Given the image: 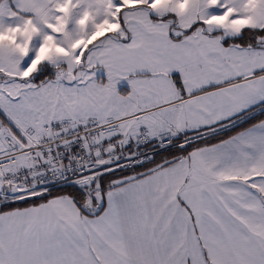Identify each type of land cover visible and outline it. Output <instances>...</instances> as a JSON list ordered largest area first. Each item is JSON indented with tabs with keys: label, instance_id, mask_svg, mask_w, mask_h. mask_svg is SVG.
Wrapping results in <instances>:
<instances>
[{
	"label": "snow or ice",
	"instance_id": "obj_1",
	"mask_svg": "<svg viewBox=\"0 0 264 264\" xmlns=\"http://www.w3.org/2000/svg\"><path fill=\"white\" fill-rule=\"evenodd\" d=\"M0 264H264V0H0Z\"/></svg>",
	"mask_w": 264,
	"mask_h": 264
}]
</instances>
